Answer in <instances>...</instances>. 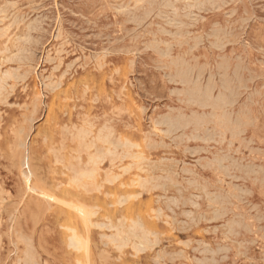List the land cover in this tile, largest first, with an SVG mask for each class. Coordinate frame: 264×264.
Masks as SVG:
<instances>
[{
  "label": "rangeland",
  "instance_id": "obj_1",
  "mask_svg": "<svg viewBox=\"0 0 264 264\" xmlns=\"http://www.w3.org/2000/svg\"><path fill=\"white\" fill-rule=\"evenodd\" d=\"M193 1L0 0V264H264V0ZM20 128L27 133L17 132ZM79 130L88 131L83 143ZM97 133L108 136V142L92 144ZM19 136H25L23 145ZM95 150L105 155L97 173L72 183L77 170L90 168ZM24 155L36 192L27 190L25 167L18 166ZM81 205L87 208L86 219L75 212L74 206ZM70 228L81 236V249L68 246Z\"/></svg>",
  "mask_w": 264,
  "mask_h": 264
},
{
  "label": "bare ground",
  "instance_id": "obj_2",
  "mask_svg": "<svg viewBox=\"0 0 264 264\" xmlns=\"http://www.w3.org/2000/svg\"><path fill=\"white\" fill-rule=\"evenodd\" d=\"M9 1H10V0H9ZM16 1H17V0H16ZM82 1H83V0H82ZM100 1H101V0H100ZM138 1H139V0H138ZM181 1H182V0H181ZM194 1H196V0H194ZM194 1H193V2H194ZM218 1H219V0H218ZM226 1H227V0H226ZM243 1H245V0H243ZM27 2H28V1H27ZM37 2H38V1H37ZM53 2H54V1H53ZM53 2H52V3H53ZM104 2H105V1H104ZM107 2H108V1H107ZM113 2H114V1H113ZM133 2H134V1H133ZM143 2H144V1H143ZM165 2H166V1H165ZM176 2H177V1H176ZM201 2H202V1H201ZM230 2H231V0H230ZM230 2H229V3H230ZM151 3H152V2H151ZM159 3H160V2H159ZM161 3H162V2H161ZM169 3H170V2H168V4H169ZM204 3H205V0H204ZM3 4H4V3H3ZM19 4H20V3H19ZM48 4H49V3H48ZM63 4H64V3H63ZM86 4H87V3H86ZM88 4H89V3H88ZM118 4H119V3H118ZM121 4H122V3H121ZM166 4H167V3H166ZM173 4H174V3H173ZM186 4H187V3H186ZM198 4H199V3H198ZM235 4H236V3H235ZM243 4H244V3H243ZM56 5H57V4H56ZM96 5H97V4H96ZM102 5H103V4H102ZM122 5H123V4H122ZM162 5H163V4H162ZM190 5H191V4H190ZM200 5L202 6V4H200ZM208 5H209V4H208ZM4 6H5V5H3V7H4ZM23 6H24V5H23ZM63 6H64V5H63ZM105 6H106V5H105ZM105 6H104V7H105ZM135 6H137V5H135ZM142 6H144V5L142 4ZM145 6H146V4H145ZM187 6H188V4H187ZM198 6H199V5H198ZM198 6H197V7H198ZM205 6H206V5H205ZM235 6H236V5H235ZM243 6H244V5H243ZM243 6H242V8H243ZM6 7H7V6H6ZM26 7H27V6H26ZM98 7H99V6H98ZM101 7H102V6H101ZM111 7H112V6H111ZM111 7H110V8H111ZM126 7H127V6H126ZM126 7H125V9H126ZM137 7H139V6H137ZM148 7H149V6H148ZM155 7H156V6H155ZM163 7H164V6H163ZM163 7H162V8H163ZM166 7H167V6H166ZM166 7H165V8H166ZM174 7H175V6H174ZM195 7H196V6H195ZM206 7H207V6H206ZM209 7H210V6H209ZM209 7H208V8H209ZM213 7H214V6H213ZM233 7H234V6H233ZM122 8H124V7H122ZM122 8H119V9H122ZM152 8H153V7H152ZM159 8H160V7H159ZM167 8H169V7H167ZM171 8H172V7H171ZM191 8H192V7H191ZM237 8H238V7H237ZM39 9H40V8H39ZM87 9H88V8H87ZM99 9H100V7H99ZM128 9H131V7H130V8L128 7ZM132 9H133V8H132ZM132 9H131V10H132ZM139 9H140V8H139ZM172 9H174V8H172ZM184 9H185V8H184ZM187 9H188V8H187ZM197 9H198V8H197ZM199 9H200V8H199ZM232 9H233V8H232ZM250 9H251V8H250ZM3 10H5V9H3ZM82 10H83V9H82ZM97 10H98V8H97ZM148 10H150V9H148ZM185 10H186V9H185ZM185 10H184V11H185ZM215 10H216V9H214L213 11H215ZM223 10H226V9H223ZM223 10H222V11H223ZM31 11H32V10H31ZM41 11H42V10H41ZM73 11H74V10H73ZM90 11H92V10H90ZM94 11H96V10H94ZM100 11H101V10H100ZM102 11H103V10H102ZM102 11H101V12H102ZM117 11H119V10H117ZM125 11H126V10H125ZM128 11H130V10H128ZM138 11H139V10H138ZM143 11H144V10H143ZM143 11H142V12H143ZM146 11H147V10H146ZM162 11H163V10H162ZM173 11H174V10H173ZM173 11H172V12H173ZM180 11H181V10H180ZM199 11H200V10H199ZM202 11H203V10H202ZM210 11H211V10H210ZM229 11H231V10H229ZM247 11H248V10H247ZM247 11H246V12H247ZM12 12H14V11H12ZM103 12H104V11H103ZM133 12H134V11H133ZM144 12H145V11H144ZM155 12H156V11H155ZM155 12H154V13H155ZM159 12H161V11L159 10ZM168 12H169V11H168ZM170 12H171V11H170ZM186 12H187V11H186ZM186 12H185V13H186ZM227 12H228V11H227ZM242 12H243V11H242ZM17 13H18V12H17ZM27 13H28V12H27ZM63 13H65V12H63ZM81 13H83V12H81ZM104 13H105V12H104ZM124 13H125V12H124ZM136 13H137V12H136ZM162 13H163V12H162ZM173 13H174V12H173ZM187 13H188V12H187ZM187 13H186V15H187ZM189 13H190V12H189ZM235 13H236V12H235ZM249 13H251V12L249 11ZM2 14H3V12H2ZM34 14H35V13H34ZM36 14H37V13H36ZM85 14H86V13H85ZM88 14H89V13H88ZM115 14H116V13H115ZM115 14H114V16H115ZM118 14H119V13H118ZM118 14H117V15H118ZM126 14H130V13H126ZM131 14H132V13H131ZM141 14H143V13H141ZM155 14H156V13H155ZM159 14H160V13H159ZM163 14H164V13H163ZM241 14H242V13H241ZM21 15H22V14H21ZM25 15H26V13H25ZM49 15H50V13H49ZM99 15H100V14H99ZM99 15H98V16H99ZM102 15H103V14H102ZM143 15H144V14H143ZM151 15H152V14H151ZM151 15H150V16H151ZM153 15H154V14H153ZM165 15H166V13H165ZM190 15H191V14H189V16H190ZM192 15H194V14L192 13ZM250 15H251V14H250ZM95 16H96V15H95ZM132 16H134V15L132 14L131 17H132ZM137 16H138V18H139V16L141 17V15H137ZM158 16H159V15H158ZM161 16H163V15H161ZM166 16H168V15H166ZM181 16H182V15H181ZM189 16H188V17H189ZM232 16H233V15H232ZM240 16H241V15H240ZM240 16H239V18H241ZM27 17H28V16H27ZM29 17H30V16H29ZM96 17H97V16H96ZM109 17H110V16H109ZM115 17H117V16H115ZM128 17H130V16H128ZM152 17H153V16H152ZM156 17H157V16H156ZM159 17H160V16H159ZM174 17H176V15H175ZM194 17H195V16H194ZM246 17H248V16H246ZM18 18H19V17H18ZM112 18H113V17H112ZM132 18H133V17H132ZM161 18H162V17H161ZM196 18H197V17H196ZM22 19H23V18H22ZM31 19H32V18H31ZM56 19H57V18H56ZM56 19H55V20H56ZM90 19H91V18H90ZM93 19H94V18H93ZM102 19H103V18H102ZM127 19H128V18H127ZM133 19H134V18H133ZM164 19H166V17H164ZM3 20H4V19H3ZM18 20H19V19H18ZM80 20H81V19H80ZM99 20H100V19H99ZM113 20H114V19H113ZM144 20H145V19H144ZM176 20H177V19H176ZM191 20H192V19H191ZM234 20H236V18H234ZM22 21H23V20H22ZM76 21H77V20H76ZM91 21H93V20H91ZM114 21H115V20H114ZM116 21H117V20H116ZM126 21H127V20H126ZM132 21H133V20L131 19V22H132ZM135 21H136V20H135ZM141 21H142V20H141ZM173 21H174V20H173ZM193 21H194V20H193ZM1 22H2V21H1ZM9 22H10V21H9ZM17 22H18V21H17ZM48 22H49V21H48ZM112 22H113V21H112ZM128 22H130V21H128ZM194 22H195V21H194ZM236 22H237V20H236ZM126 23H127V22H126ZM134 23H135V22H134ZM138 23H139V21H138ZM140 23H141V22H140ZM175 23H176V22H175ZM215 23H216V22H215ZM107 24H108V23H107ZM124 24H125V23H124ZM124 24H122V25H124ZM131 24H132V23H131ZM195 24H196V23H195ZM217 24H218V23H217ZM228 24H230V23H228ZM7 25H8V23H7ZM57 25H58V24H57ZM84 25H85V24H84ZM98 25H99V24H98ZM136 25H137V24H136ZM142 25H143V24H142ZM142 25H141V26H142ZM156 25H158V24H156ZM171 25H172V23H171ZM225 25H226V24H225ZM232 25H233V24H232ZM239 25H240V24H239ZM239 25H238V26H239ZM248 25H250V24H248ZM15 26H17V25H15ZM85 26H86V25H85ZM99 26H100V25H99ZM134 26H135V25H134ZM141 26H139V27H141ZM3 27H5V26H3ZM8 27H9V25H8ZM25 27H26V26H25ZM89 27H90V26H89ZM124 27H125V25H124ZM124 27H123V28H124ZM148 27H150V26H148ZM171 27H172V26H171ZM180 27H181V26H180ZM213 27H214V26H213ZM227 27H228V26H227ZM233 27H234V25H233ZM247 27H248V26H247ZM6 28H7V27H6ZM54 28H55V27H54ZM59 28H60V27H59ZM95 28H96V27H95ZM110 28H111V27H109V29H110ZM192 28H193V27H192ZM214 28H215V27H214ZM248 28H249V27H248ZM4 29H5V28H4ZM9 29H10V28H9ZM15 29H17V28H15ZM23 29H24V28H23ZM56 29H57V28H56ZM111 29H112V28H111ZM117 29H118V28H117ZM125 29H126V28H125ZM125 29H124V30H125ZM135 29H136V28H135ZM230 29H231V28H230ZM258 29H259V28H258ZM50 30H51V29H50ZM58 30H59V29H58ZM96 30H97V29H96ZM131 30H133V29H131ZM138 30H139V29H138ZM210 30H211V29H210ZM2 31H4V30H2ZM2 31H1V32H2ZM14 31H15V30H14ZM100 31H101V30H100ZM169 31H170V30H169ZM180 31H182V30H180ZM183 31H184V30H183ZM221 31L223 32V31H225V30H221ZM236 31H237V28H236ZM59 32H60V34H61V30H59ZM63 32H64V31H63ZM102 32H103V31H102ZM192 32H193V31H192ZM194 32H195V31H194ZM210 32H211V31H210ZM241 32H242V31H241ZM243 32H244V31H243ZM3 33H4V32H3ZM56 33H58V32H56ZM64 33H65V32H64ZM94 33H95V32H94ZM103 33H104V32H103ZM121 33H122V32H121ZM126 33H127V30H126ZM183 33H184V32H183ZM217 33H218V32H217ZM226 33H227V32H226ZM24 34H25V33H24ZM34 34H35V33H34ZM54 34H55V33H54ZM171 34H172V33H171ZM188 34H189V33H188ZM208 34H210V33H208ZM212 34H213V33H212ZM243 34H244V33H243ZM250 34H251V33H250ZM1 35H3V34H1ZM4 35H5V34H4ZM169 35H170V34H169ZM179 35H180V34H179ZM235 35H237V33H236ZM123 36H124V35H123ZM126 36H127V35H126ZM170 36H171V35H170ZM206 36H208V35H206ZM209 36H210V35H209ZM213 36H214V35H213ZM229 36H230V35H229ZM241 36H242V35H241ZM0 37H3V36H0ZM17 37H18V36H17ZM175 37H176V36H175ZM183 37H184V36H183ZM189 37H190V36H189ZM234 37H235V36H234ZM236 37L238 38V36H236ZM239 37H240V36H239ZM242 37H243V36H242ZM248 37H249V36H248ZM250 37H251V36H250ZM57 38H59V37H57ZM128 38H129V36H128ZM135 38H137V36H136ZM211 38H212V37H211ZM215 38H217V37L215 36ZM215 38L213 37V39H215ZM227 38H228V37H227ZM25 39H26V38H25ZM52 39H53V38H52ZM65 39H66V38H65ZM109 39H110V38H109ZM171 39H172V38H171ZM184 39H185V38H184ZM201 39H202V38H201ZM204 39H205V37H204ZM221 39H222V38H221ZM221 39H220V40H221ZM230 39H231V38H230ZM239 39H240V38H239ZM239 39H238V40H239ZM253 39H254V38H253ZM66 40H67V39H66ZM95 40H97V39H95ZM215 40H216V39H215ZM240 40H241V39H240ZM249 40H251V38H250ZM7 41H8V40H7ZM84 41H85V39H84ZM119 41H120V40H119ZM123 41H124V40H123ZM134 41H135V39H134ZM174 41H175V39H174ZM207 41H208V40H207ZM227 41H228V40L226 39L225 42H227ZM231 41H232V40H231ZM67 42H68V41H67ZM98 42H99V41H98ZM98 42H97V43H98ZM183 42H184V41H183ZM205 42H206V40H205ZM223 42H224V41H223ZM234 42H235V40H234ZM240 42H241V41H240ZM78 43H79V42H78ZM91 43H92V42H91ZM97 43H96V44H97ZM177 43H178V42H177ZM177 43H176V44H177ZM179 43H180V42H179ZM203 43H204V42H203ZM210 43H213V42H210ZM214 43H215V42H214ZM69 44H70V43H69ZM99 44H100V43H99ZM104 44H105V43H104ZM121 44H122V43H121ZM172 44H173V43H172ZM183 44H184V43H183ZM188 44H189V43H188ZM224 44H226V43H224ZM239 44H240V43H239ZM17 45H18V44H17ZM86 45H87V44H86ZM88 45H89V44H88ZM106 45H107V44H106ZM111 45H112V44H111ZM123 45H124V44H123ZM123 45H122V46H123ZM128 45H130V44H128ZM137 45H138V44H137ZM141 45H142V43H141ZM189 45H190V44H189ZM199 45H200V44H199ZM208 45H209V44H208ZM234 45H235V43H234ZM236 45H237V44H236ZM241 45H242V44H241ZM3 46H4V44H3ZM14 46H15V45H14ZM20 46H22V45H20ZM98 46H99V45H98ZM176 46H177V45H176ZM191 46H192V45H191ZM232 46H233V45H232ZM62 47H63V46H62ZM91 47H92V46H91ZM106 47H108V46H106ZM109 47H110V46H109ZM113 47H114V46H113ZM145 47H146V45H145ZM180 47H181V46H180ZM199 47H200V46H199ZM50 48H51V47H50ZM82 48H83V47H82ZM114 48H115V47H114ZM142 48H143V47H142ZM147 48H148V47H147ZM154 48H155V46H154ZM224 48H225V47H224ZM4 49H7V48L4 47ZM16 49H17V48H16ZM16 49H15V50H16ZM22 49H23V46H22ZM89 49H90V48H89ZM108 49H109V48H108ZM115 49H116V48H115ZM136 49H137V48H136ZM167 49H168V48H167ZM194 49H195V48H194ZM211 49H214V48H211ZM216 49H217V48H216ZM216 49H215V50H216ZM242 49H244V48H242ZM2 50H3V49H2ZM64 50H65V49H64ZM80 50H81V49H80ZM99 50H100V49H99ZM150 50H151V48H150ZM192 50H193V49H192ZM56 51H57V50H56ZM60 51H61V50H60ZM97 51H98V50H97ZM101 51H102V50H101ZM141 51H143V50H141ZM152 51H153V50H152ZM212 51H213V50H212ZM44 52H45V51H44ZM48 52H51V51H48ZM63 52H65V51H63ZM82 52H83V51H82ZM104 52H105V51H104ZM110 52H111V51H110ZM123 52H125L124 48H123ZM136 52H137V51H136ZM233 52H234V51H233ZM8 53H9V52H8ZM58 53H61V52H58ZM102 53H103V52H101L100 54H102ZM106 53H107V51H106ZM106 53H105V54H106ZM116 53H117V52H116ZM138 53H139V52H138ZM180 53H181V52H180ZM187 53H188V51H187ZM191 53H192V52H191ZM213 53H214V52H213ZM231 53H232V52H231ZM239 53H240V52H239ZM0 54H1V53H0ZM11 54H12V53H11ZM41 54H42V53H41ZM49 54H50V53H49ZM90 54H91V53H90ZM96 54H97V53H96ZM107 54H108V53H107ZM135 54H136V53H135ZM171 54H172V53H171ZM248 54H249V52H248ZM26 55H28V54H26ZM46 55H47V54H46ZM94 55H95V54H93V56H94ZM141 55H142V54H141ZM161 55H162V54H161ZM192 55H193V54H192ZM216 55H217V54H216ZM216 55H215V56H216ZM218 55H219V54H218ZM218 55H217V56H218ZM255 55H256V53H255ZM8 56H9V55H8ZM36 56H37V55H36ZM43 56H44V55H43ZM47 56H48V55H47ZM84 56H85V55H84ZM176 56H177V55H176ZM178 56H179V55H178ZM184 56H185V55H184ZM210 56H211V55H210ZM215 56H213V57H215ZM221 56H222V55H221ZM225 56H226V55H225ZM231 56H232V55H231ZM231 56H230V57H231ZM85 57H86V56H85ZM170 57H171V56H170ZM228 57H229V56H228ZM5 58H6V57H5ZM5 58H4V59H5ZM46 58H47V57H46ZM49 58H50V57H49ZM78 58H79V56L77 57V59H78ZM82 58H83V57H82ZM91 58H92V57H91ZM93 58H94V57H93ZM138 58H139V57H138ZM168 58H169V56H168ZM192 58H193V57H192ZM2 59H3V58H2ZM40 59H41V58H40ZM172 59H173V58H172ZM152 60H153V59H152ZM184 60H185V59H184ZM192 60H194V59H192ZM215 60H216V59H215ZM40 61H41V60H40ZM76 61H77V60L75 59V62H76ZM249 61H251V60H249ZM54 62H55V61H54ZM142 62H143V60H142ZM142 62H141V63H142ZM147 62H148V61H147ZM0 63H1V62H0ZM4 63H5V62H4ZM40 63H41V62H40ZM135 63H136V62H135ZM141 63H140V64H141ZM177 63H178V62H177ZM188 63H189V61H188ZM230 63H231V61H230ZM29 64H30V63H29ZM33 64H34V63H33ZM178 64H179V63H178ZM231 64H232V63H231ZM23 65H24V64H23ZM23 65H22V66H23ZM31 65H32V64H31ZM136 65H137V64H136ZM141 65H142V64H141ZM169 65H170V64H169ZM195 65H197V63H196ZM17 66H18V65H17ZM17 66H16V67H17ZM27 66H28V65H27ZM35 66H36V65H35ZM54 66L56 67V69H58L57 67H58L59 65L57 64V66H56V65H54ZM54 66H53V67H54ZM67 66H69V65H67ZM139 66H140V65H139ZM150 66H151V65H150ZM160 66H161V65H160ZM192 66H194V65H192ZM213 66H215V65H213ZM231 66H232V65H231ZM8 67H9V66H8ZM28 67H29V66H28ZM53 67H52V68H53ZM135 67H136V66H135ZM170 67H171V66H170ZM170 67H169V68H170ZM204 67H205V65H204ZM249 67H250V66H249ZM254 67H255V66H254ZM259 67H260V66H259ZM261 67H262V66H261ZM12 68H13V67H12ZM17 68H18V67H17ZM67 68H68V67H66V70H67ZM69 68H70V67H69ZM141 68H142V67H141ZM162 68H164V67H162ZM172 68H173V67H172ZM210 68H211V67H210ZM45 69H46V68H45ZM81 69H82V68H81ZM144 69H145V68H144ZM151 69H153V68H151ZM182 69H183V68H182ZM206 69H207V68H206ZM258 69H259V68H258ZM261 69L263 70V68H261ZM0 70H1V69H0ZM29 70H31V69H29ZM32 70H33V69H32ZM157 70H158V69H157ZM173 70H174V69H173ZM202 70H203V69H202ZM229 70H230V69H229ZM253 70H254V68H253ZM5 71H7V70H5ZM5 71H4V72H5ZM12 71H13V70L11 69V72H12ZM27 71H28V70H27ZM53 71H54V70H53ZM141 71H142V70H141ZM255 71H256V70H255ZM2 72H3V71H2ZM11 72H8V73H11ZM29 72H31V71H29ZM29 72H28V73H29ZM36 72H37V71H36ZM42 72H43V70H42ZM44 72H45V70H44ZM64 72H65V70H64ZM154 72H155V71H154ZM156 72H157V71H156ZM0 73H1V72H0ZM23 73H24V72H23ZM31 73H32V72H31ZM145 73H146V72H145ZM163 73H164V72H163ZM169 73H170V71H169ZM173 73H174V72H173ZM211 73H212V72H211ZM220 73H221V72H220ZM230 73H231V72H230ZM259 73H260V72H259ZM259 73H258V74H259ZM24 74H25V73H24ZM243 74H244V73H243ZM245 74H246V73H245ZM10 75H11V74H10ZM29 75H30V74H29ZM37 75H39V74H37ZM40 75H42V74H40ZM204 75H205V74H204ZM31 76H32V75H31ZM47 76H48V75H47ZM62 76L64 77L65 75H63V73H62L61 77H62ZM163 76H165V75H163ZM244 76H245V75H244ZM63 77H62V78H63ZM140 77H141V76H140ZM165 77H166V76H165ZM194 77H195V76H194ZM245 77H246V76H245ZM43 78H44V77H43ZM62 78H61V79H62ZM216 78H217V77H216ZM2 79H3V78H2ZM11 79H12V78H11ZM27 79H28V78H27ZM47 79H48V78H47ZM51 79H52V78H51ZM57 79H58V78H57ZM188 79H189V78H188ZM263 79H264V78H263ZM168 80H169V79H168ZM53 81H54V80H53ZM156 81H157V80H156ZM242 81H243V80H242ZM262 81H263V80H262ZM56 82H57V81H56ZM56 82H55V83H56ZM58 82H59V81H58ZM149 82H150V81H149ZM152 82H153V81H152ZM205 82H206V81H205ZM245 82H246V81H245ZM254 82H255V81H254ZM17 83H18V82H17ZM207 83H208V82H207ZM241 83H242V82H241ZM247 83H248V82H247ZM260 83H261V82H260ZM260 83H259V84H260ZM2 84H4V83H2ZM47 84H48V83H47ZM50 84H51V83H50ZM152 84H154V83H152ZM208 84H209V83H208ZM252 84H253V83H252ZM261 84H262V83H261ZM4 85H5V84H4ZM21 86H22V85H21ZM185 86H187V85H185ZM216 86H218V85H216ZM251 86H252V85H251ZM0 87H1V83H0ZM18 87H19V86H18ZM25 87H26V85H25ZM39 87H40V86H39ZM52 87H53V86H52ZM188 87H189V86H188ZM203 87H205V86H203ZM203 87H202V88H203ZM206 87H207V85H206ZM5 88H6V87H5ZM50 88H51V87H50ZM195 88H196V87H195ZM207 88H208V87H207ZM8 89H9V88H8ZM24 89H25V88H24ZM53 89H54V88H53ZM58 89H59V88H58ZM175 89H176V88H175ZM185 89H187V88H185ZM191 89H192V88H191ZM191 89H190V90H191ZM193 89H194V88H193ZM217 89H218V88H217ZM243 89H244V88H242V90H243ZM158 90H159V89H158ZM173 90H174V89H173ZM177 90H178V89H177ZM202 90H203V89H202ZM221 90H222V89H221ZM240 90H241V89H240ZM240 90H239V91H240ZM252 90H253V89H252ZM2 91H3V90H2ZM4 91H5V90H4ZM10 91H11V90H10ZM41 91H42V90H41ZM175 91H176V90H175ZM187 91H188V90H187ZM245 91H246V90H245ZM46 92H47V91H46ZM50 92H51V91H50ZM240 92H241V91H240ZM243 92H244V91H243ZM9 93H10V92H9ZM26 93H27V92H26ZM39 93H40V92H39ZM39 93H37V94H39ZM173 93H174V92H173ZM11 94H12V93H11ZM16 94H17V93H16ZM33 94H34V93H33ZM43 94H44V93H43ZM169 94H170V93H169ZM181 94H183V98H184V94H185V93H181ZM188 94H189V92H188ZM161 95H162V94H161ZM174 95L178 96L177 93L174 94ZM191 95H192V94H191ZM209 95H210V94H209ZM41 96H42V95H41ZM180 96H181V95H180ZM187 96H188V95H187ZM192 96H193V95H192ZM197 96H198V95H197ZM241 96H242V95H241ZM241 96H240V97H241ZM257 96H258V95H257ZM34 97H37V95H36V96L34 95ZM192 98H193V97H192ZM192 98H191V99H192ZM260 98H261V97H260ZM4 99H5V98H4ZM177 99H178V98H177ZM44 100H45V99H44ZM182 100H183V99H182ZM10 101H11V100H10ZM177 101H178V100H177ZM183 101H184V100H183ZM186 101H187V100H186ZM211 101H212V100H211ZM256 101H257V100H256ZM0 102H1V101H0ZM4 102H5V101H4ZM13 102H14V101H13ZM41 102H42V101H41ZM180 102H181V101H180ZM7 103H8V101H7ZM42 103H43V102H42ZM186 103H187V102H186ZM241 103H242V102H241ZM243 103H244V102H243ZM9 104H10V103H9ZM24 104H25V103H24ZM38 104H39V103H38ZM188 104L190 105V103H188ZM191 104H192V103H191ZM235 104H236V103H235ZM235 104H234V105H235ZM5 105H6V104H5ZM13 105H15V104H13ZM41 105H42V104H41ZM186 105H187V104H186ZM206 105H207V103H206ZM209 105H210V104H209ZM234 105H233V106H234ZM236 105H237V104H236ZM8 106H9V105H8ZM10 106H11V105H10ZM19 106H20V105H19ZM39 106H40V105H39ZM162 106H163V105H162ZM195 106H197V105H195ZM238 106H239V104H238ZM257 106H258V105H257ZM34 107H35V105H34ZM44 107H45V106H44ZM167 107H168V106H167ZM227 107H229V106H227ZM247 107H249V105H248ZM255 107H256V106H255ZM261 107H263V102H262V106H261ZM197 108H198V107H197ZM200 108H201V107H200ZM242 108H243V107H242ZM34 109H35V108H34ZM38 109H39V108H38ZM153 109H154V108H153ZM170 109H171V108H170ZM201 109H202V108H201ZM229 109H230V108H229ZM238 109H239V108H238ZM263 109H264V108H263ZM263 109H262V110H263ZM171 111H173V109H172ZM175 111H176V110H175ZM177 111H178V110H177ZM260 111H261V110H260ZM32 112H33V111H32ZM32 112H31V113H32ZM34 112H35V110H34ZM36 112H38V111H36ZM36 112H35L34 114H36ZM216 112H217V111H216ZM257 112H259V111H257ZM24 113H25V112H23V114H24ZM218 113H219V112H218ZM233 113H234V112H233ZM261 113H262V112H261ZM19 114H20V113H19ZM168 114H169V113H168ZM178 114H179V113H178ZM195 114H196V113H195ZM250 114H251V113H250ZM183 115H184V114H183ZM183 115H182V116H183ZM199 115H200V114H199ZM232 115H234V114H232ZM255 115H256V114H255ZM262 115H263V114H262ZM32 116H33V115H32ZM175 116H176V115H175ZM179 116H180V115H179ZM202 116H203V115H202ZM240 116H241V115H240ZM259 116H260V115H259ZM259 116H258V117H259ZM263 116H264V115H263ZM1 117H2V116H1ZM22 117H23V116H22ZM41 117H42V116H41ZM168 117H169V116H168ZM170 117H171V116H170ZM176 117L178 118V116H176ZM195 117H196V116H195ZM197 117H198V116H197ZM233 117H234V116H233ZM33 118H34V117H33ZM174 118H175V117H174ZM193 118H194V117H193ZM203 118H204V117H203ZM209 118H210V117H209ZM209 118H208V119H209ZM251 118H252V117H251ZM253 118H254V117H253ZM263 118H264V117H263ZM37 119H38V118H37ZM148 119H149V118H148ZM161 119H162V117H161ZM210 119H211V118H210ZM27 120H28V119H27ZM35 120H36V119H35ZM242 120H243V118H242ZM14 121H15V120H14ZM24 121H25V119H24ZM24 121H23V122H24ZM154 121H155V120H154ZM180 121H181V120H180ZM184 121H185V120H184ZM243 121H244V120H243ZM256 121H257V120H256ZM256 121H255V122H256ZM212 122H213V121H212ZM255 122H254V123H255ZM217 123L219 124V122H217ZM29 124H30V123H29ZM182 124H183V123H182ZM214 124H215V123H214ZM222 124H223V123H222ZM224 124H225V123H224ZM224 124H223V125H224ZM255 124H256V123H255ZM255 124H254V125H255ZM11 125H12V124H11ZM34 125H35V124H34ZM160 125H161V121H160ZM160 125H159V126H160ZM176 125H177V124H176ZM211 125H212V124H211ZM223 125H222V126H223ZM225 125H226V124H225ZM263 125H264V124H263ZM13 126H14V125H13ZM156 126H158V124H157ZM184 126H185V125H184ZM184 126L182 125V127H184ZM220 126H221V125H220ZM234 126H235V125H234ZM248 126H249V125H248ZM248 126H247V127H248ZM255 126H257V125H255ZM9 127H10V126H9ZM211 127H212V126H211ZM244 127H245V126H244ZM82 128H83V127H82ZM104 128H105V125H104ZM179 128H181V126H180ZM204 128H205V127H203V129H204ZM218 128H219V127H218ZM220 128H221V127H220ZM256 128H258V127H256ZM256 128H255V130H257ZM166 129H167V128H166ZM181 129H182V128H181ZM199 129H200V128H199ZM213 129H214V128H213ZM260 129H261V128H260ZM27 130H28V128H27ZM32 130H33V129H32ZM183 130H184V129H183ZM190 130H191V129H190ZM196 130H197V129H196ZM240 130H242L241 127H240ZM12 131H13V129L11 130V133H12ZM103 131H104V130H103ZM106 131H107V130H106ZM157 131L159 132L160 130H157ZM180 131H182V130H180ZM192 131H193V130H192ZM258 131H259V129H258ZM14 132L16 133V130H15ZM17 132H20V133L22 132V133H24V132H26V131H25V129L20 128V129H18ZM29 132H30V131H29ZM77 132H79V133H78V136H77L79 142H80V143H83V142H84V139L88 136V133H87L88 131L79 130V131H77ZM98 132H99V131H98ZM108 132H109V131H108ZM172 132H173V130H172ZM207 132H209V131H207ZM243 132H244V130H243ZM245 132H246V131H245ZM245 132H244V133H245ZM26 133H27V132H26ZM101 133H102V132H101ZM111 133H112V132H110V134H111ZM162 133H163V132H162ZM181 133H182V132H181ZM181 133H180V134H181ZM195 133H196V132H195ZM98 134H99V133H97V138L95 137V138H96V141H95L94 143L91 142L92 144L99 143V144L103 145L104 143H107V142H108V141H107V140H108V136H106V135H104V134H102V135H101V134L98 135ZM180 134H179V135H180ZM200 134H201V133H200ZM7 135H9V134H7ZM16 135H17V133H16ZM19 135H21V134H19ZM70 135H71V134H70ZM108 135H109V133H108ZM164 135H166V134H164ZM194 135H195V134H194ZM220 135H221V137H222V134H220ZM223 135H224V134H223ZM118 136H119V135H118ZM168 136H171V134L168 135ZM180 136H183V134H181ZM240 136H241V135H240ZM17 137H18V135H17ZM24 137H25V136H24ZM24 137H23V139H22V136H19V142H18L19 144L21 143V144L23 145V142H24V140H25ZM109 137H111V136L109 135ZM174 137H176V136H174ZM174 137H173V138H174ZM199 137H200V136H199ZM216 137H217V136H216ZM237 137H239V136H237ZM27 138H28V137H27ZM71 138H72V137H71ZM165 138H166V137H165ZM181 138H182V137H181ZM181 138H179V139H181ZM183 138H184V137H183ZM183 138H182V139H183ZM190 138H193V137L191 136ZM217 138H218V137H217ZM243 138H245V137H243ZM118 139H119V138H118ZM171 139H172V138H171ZM174 139H175V138H174ZM176 139H177V138H176ZM179 139H178V140H179ZM182 139H181V140H182ZM235 139H236V138H235ZM250 139H251V138H250ZM252 139H253V138H252ZM252 139H251V140H252ZM262 139H263V138H262ZM123 140H124V139H123ZM219 140H220V139H219ZM230 140H231V139H230ZM232 140H233V139H232ZM248 140H249V139H248ZM248 140H247V141H248ZM260 140H261V139H260ZM14 141H15V140H14ZM117 141H119V142H116V144H117V143H120V140H117ZM172 141H173V140H172ZM196 141H197V140H196ZM228 141H229V140H228ZM233 141H234V140H233ZM242 141H243V139H242ZM242 141H241V142H242ZM247 141H246V142H247ZM124 142H125V141H124ZM124 142H123V143H124ZM128 142H130V141L128 140ZM180 142H183V141H180ZM186 142H188V141L186 140ZM218 142H219V141H218ZM243 142H244V141H243ZM246 142H245V143H246ZM253 142H254V141H253ZM15 143H16V142H15ZM15 143H13V144H15ZM109 143H110V142H109ZM174 143H176V142L174 141ZM227 143H228V142H227ZM231 143H232V141H231ZM10 144H11V143H10ZM10 144H9V145H10ZM24 144H25V143H24ZM112 144H113V143H111V145H112ZM116 144H115V145H116ZM133 144H134V143H133ZM160 144H161V143H160ZM179 144H180V143H179ZM228 144H229V143H228ZM238 144H239V143H238ZM113 145H114V144H113ZM117 145L120 146V144H117ZM121 145H123L122 142H121ZM135 145H136V143H135ZM137 145H139V144H137ZM239 145H240V144H239ZM239 145H238V146H239ZM242 145H243V144H242ZM246 145H247V144H246ZM93 146H94V145H91V146H89V148H91V147H93ZM119 146H118V147H119ZM243 146H244V145H243ZM13 147H14V146H13ZM133 147H135V146L133 145ZM163 147H164V146H163ZM197 147H198V146H197ZM197 147H195V148H197ZM207 147H208V146H207ZM219 147H220V146H219ZM227 147H228V146H227ZM230 147H231V145H230ZM239 147H240V146H239ZM248 147H249V146H248ZM250 147H251V146H250ZM252 147H253V146H252ZM257 147H258V146H257ZM15 148H16V147H15ZM18 148H20V147H17V149H18ZM89 148H87V149H89ZM107 148H108V147H107ZM112 148H113V147H112ZM114 148H115V147H114ZM119 148H120V147H119ZM125 148H128V147L126 146ZM129 148H130V146H129ZM135 148H136V147H135ZM147 148H148V147H147ZM191 148H192V147H191ZM237 148H238V147H237ZM246 148H247V146H246ZM255 148H256V147H255ZM10 149H11V148H10ZM13 149H14V148H13ZM116 149H117V148H116ZM130 149H132V148H130ZM242 149H243V148H242ZM248 149H249V148H248ZM253 149H254V148H253ZM253 149H252V150H253ZM21 150H22V149H21ZM107 150H108V149H107ZM114 150H115V149H114ZM114 150H113V151H114ZM184 150H186V149L184 148ZM206 150H207V149H206ZM237 150H238V149H237ZM237 150H236V151H237ZM249 150H250V149H249ZM95 151H96V150H95ZM108 151H109V150H108ZM111 151H112V149H111ZM113 151H112V152H113ZM115 151H116V150H115ZM204 151H205V150H204ZM0 152H1V151H0ZM12 152H14V151H12ZM116 152H117V151H116ZM116 152H114V153H116ZM121 152H122V151H121ZM183 152L185 153V151H183ZM201 152H202V151H201ZM222 152H223V151H222ZM228 152H230V151H228ZM228 152H227V154H228ZM258 152H259V151H258ZM23 153H24V152H23ZM106 153H107V152H105V154H106ZM108 153H110V152H108ZM108 153H107V154H108ZM188 153H189V152H188ZM196 153H197V152H196ZM196 153H195V155H196ZM220 153H221V152H220ZM233 153H234V152H233ZM249 153H250V152H249ZM254 153H255V152H254ZM256 153H257V152H256ZM256 153H255V154H256ZM16 154H17V151H16L15 155H16ZM19 154L21 155L22 153H19ZM19 154H17V156H18ZM92 154H93V153H92ZM110 154H112V153H110ZM119 154H120V152H119ZM127 154H128V156H129L130 153H127ZM127 154H126V155H127ZM140 154H141V153H140ZM140 154H139V155H140ZM217 154H218V153H217ZM258 154H259V153H258ZM263 154H264V153H262V155H263ZM3 155H4V154H2V156H3ZM132 155H133V154H132ZM215 155H216V154H215ZM223 155H224V154H223ZM104 156H105V155H104L100 150H97L96 153H95L94 155H90V156H89V161H88V164H89L90 168H88V169H79V170H77V171L75 172V177H74V179L71 178V179H73V180H71L72 183H73V182L81 181V180H83V179H91V178H93L94 175L97 173V170L99 169V165L102 163V161H103V159H104ZM108 156H109V155H108ZM111 156H112V155H111ZM113 156H115V155H113ZM137 156H138V155H137ZM141 156H142V155H141ZM213 156H214V155H213ZM247 156H248V154H247ZM4 157H5V156H4ZM6 157H7V156H6ZM6 157H5V158H6ZM12 157H13V156H12ZM14 157H15V156H14ZM27 157H28V156H27ZM27 157H26L25 155L22 156V159H19V162H20V160H21V162H20L21 164L19 163L18 166L20 167V165H21L22 167H25V171H24V174H23V175H24V183H25V185H26V187H27V190H28V191H31V192H36V188H34V187H30V185H31V184H30V181H31V178H32V172H31V169L29 168V163H28V158H27ZM122 157H123V156H122ZM139 157H140V156H139ZM221 157H222V156H221ZM8 158H10V157H8ZM73 158H74V157H73ZM78 158H79V157H78ZM120 158H121V157H120ZM205 158H206V157H205ZM231 158L233 159V157H231ZM56 159H57V158H56ZM124 159H125V157H124ZM124 159H123V160H124ZM135 159H136V156H135ZM141 159H142V158H140L139 160H141ZM197 159H198V158H197ZM242 159H243V158H242ZM242 159H240V160L242 161ZM254 159H255V158H254ZM261 159H262V156H261ZM111 160H112V159H111ZM121 160H122V158H121ZM133 160H134V159H133ZM142 160H143V159H142ZM148 160H149V159H148ZM160 160H162V159H160ZM199 160H202V159H199ZM259 160H260V159H259ZM10 161H12V160H10ZM56 161H57V160H56ZM135 161H136V160H135ZM137 161H138V160H137ZM137 161H136V163H137ZM210 161H212V159H211ZM213 161H214V160H213ZM228 161H229V160H228ZM241 161H240V162H241ZM120 162H122V161H120ZM198 162H199V161H198ZM200 162H201V161H200ZM216 162H217V161H216ZM229 162H230V161H229ZM249 162H250V161H249ZM12 163H13V162H12ZM14 163H15V162H14ZM138 163H140V162H138ZM209 163H210V162H209ZM209 163H208V164L206 163V165H209ZM220 163H221V162H220ZM220 163H219V164H220ZM237 163H238V162H237ZM252 163H253V162H252ZM78 164H79V163H78ZM86 164H87V162H86ZM128 164H129V163H128ZM182 164H183V163H182ZM210 164H211V163H210ZM219 164H217V167L219 166ZM239 164H240V163H239ZM189 165H190V164H189ZM193 165H194V164H193ZM197 165H198V164H197ZM206 165H205V166H206ZM212 165H213V164H212ZM214 165H215V164H214ZM214 165H213V166H214ZM232 165H234V164H232ZM254 165H255V164H254ZM256 165H257V164H256ZM16 166H17V165H16ZM71 166H72V165H71ZM198 166H199V165H198ZM202 166H203V165H202ZM230 166H231V165H230ZM125 167H126V169H127L128 166H125ZM131 167H132V166H131ZM140 167H141V166H140ZM152 167H153V166H152ZM200 167H201V165H200ZM221 167H223V169H224V166H221V164H220V168H221ZM234 167H235V166H234ZM240 167H241V166H240ZM240 167H239V168H240ZM111 168H112V167H111ZM201 168H202V167H201ZM209 168H210V167H209ZM209 168H208V169H209ZM218 168H219V167H218ZM226 168H227V167H226ZM229 168H230V167H229ZM232 168H233V166H232ZM20 169H21V168H20ZM137 169H138V168H137ZM205 169H206V168H205ZM255 169H256V168H255ZM255 169H254V170H255ZM257 169H258V168H257ZM259 169H260V168H259ZM259 169H258V170H259ZM21 170H22V169H21ZM143 170H144V169H143ZM185 170H186V169H185ZM185 170H184V171H185ZM219 170H220V169H219ZM226 170H227V169H226ZM103 171H104V170H103ZM124 171H127V172H128L129 170L127 169V170H124ZM160 171H161V170H160ZM163 171H164V170H163ZM163 171H161V172H163ZM184 171H182V172H184ZM187 171H188V169H187ZM217 171H218V170H217ZM230 171H231V170H230ZM230 171H229V172L227 171V172L230 173ZM236 171H237V170H236ZM34 172H35V170H34ZM37 172H38V171H37ZM165 172H166V171H165ZM188 172H190V171H188ZM223 172H224V171H223ZM232 172H233V171H232ZM237 172H238V171H237ZM240 172H242V171H240ZM249 172H251V171H249ZM168 173H169V172H168ZM168 173H167V174H168ZM191 173H192V172H191ZM218 173H219V172H218ZM242 173H243V172H242ZM244 173H245V171H244ZM167 174H166V175H167ZM112 175H113V174H112ZM193 175H194V174H193ZM220 175H221V173H220ZM251 175H252V174H251ZM20 176H21V174H20ZM36 176H38V175H36ZM36 176H35V177H36ZM114 176H115V175H114ZM116 176H117V175H116ZM160 176H161V175H160ZM173 176H174V175H173ZM239 176H240V175H239ZM245 176H246V175H245ZM247 176H249V175L247 174ZM252 176H254V175H252ZM111 177H112V176H111ZM111 177H110V178H111ZM118 177H119V176H118ZM118 177H117V178H118ZM145 177H146V176H145ZM145 177H144V180H145ZM158 177H159V176H158ZM158 177H156V178H158ZM229 177H230V175L228 176V178H229ZM235 177H236V176H235ZM243 177H244V176H243ZM249 177H250V176H249ZM260 177H261V176H260ZM22 178H23V177H22ZM22 178H21V179H22ZM33 178H34V176H33ZM36 178H37V177H36ZM38 178H39V177H38ZM99 178H100V177H99ZM105 178H106V176H105ZM150 178L152 179V177H150ZM162 178H165V176L162 177ZM224 178H225V177H224ZM232 178H233V177H232ZM253 178H254V177H253ZM39 179H40V178H39ZM39 179H38V180H39ZM106 179H108V178H106ZM112 179H113V178H111L110 180H112ZM158 179H159V178H158ZM169 179H170V177H169ZM169 179H168V181H169ZM187 179H188V178H187ZM234 179H235V178H234ZM241 179H242V178H241ZM259 179H260V178H259ZM34 180H35V179H34ZM38 180H37V181H38ZM142 180H143V179H142ZM142 180H141V181H142ZM159 180H160V179H159ZM245 180H246V179H245ZM250 180H251V179H250ZM40 181H41V179L39 180V182H40ZM71 181H69L68 183L70 184ZM112 181H113V180H112ZM164 181H165V180H164ZM188 181H189V180H188ZM190 181H191V180H190ZM190 181H189V182H190ZM242 181H243V180H242ZM31 182H32V181H31ZM41 182H42V181H41ZM105 182H106V180H105ZM138 182H139V181H138ZM149 182H151V181H149ZM152 182H153V180H152ZM195 182H196V180H195ZM206 182H207V181H206ZM218 182H219V181H218ZM218 182H217V183H218ZM256 182H257V181H256ZM256 182H255V183H256ZM22 183H23V182H22ZM112 183H113V182H112ZM140 183H141V182H140ZM142 183H143V184H142ZM142 183H141V184H142V187H143V185H144L145 183H144V182H142ZM172 183H173V182H172ZM172 183L170 182V184H172ZM220 183H221V182H220ZM227 183H228V182H227ZM230 183H231V181H230ZM253 183H254V181H253ZM40 184H41V183H40ZM146 184H147V181H146ZM146 184H145V185H146ZM148 184H149V183H148ZM205 184H206V183H205ZM262 184H263V183H262ZM23 185H24V184H23ZM86 185H87V184H86ZM153 185H154V184H153ZM153 185H152V186H153ZM161 185H163V184H161ZM161 185H159V187H161ZM164 185H165V184H164ZM164 185L162 186V188L164 187ZM190 185H191V184H189V186H190ZM207 185H208V183L206 184V186L204 185L205 188L207 187ZM233 185L235 186L236 184H233ZM259 185H260V184H259ZM75 186H76V185H75ZM83 186H84V185H83ZM83 186L81 185L80 188H82ZM176 186H177V185H176ZM191 186H192V185H191ZM191 186H190V187H191ZM209 186H211V185H209ZM209 186H208V187H209ZM41 187H42V186H41ZM84 187H85V186H84ZM138 187H139V186H138ZM142 187H141V188H142ZM153 187H154V190H155V189H156L155 185H154ZM159 187H158V188H159ZM215 187H216V186H215ZM244 187H246V186L244 185ZM144 188H145V186H144ZM213 188H214V187H213ZM240 188H242V187H240ZM260 188H261V187H260ZM202 189H203V188H202ZM236 189H237V188H236ZM245 189H246V188H245ZM261 189H262V188H261ZM42 190H43V187H42ZM151 190H152V189H151ZM195 190H196V189H195ZM206 190H207V189H206ZM206 190L204 191V193L206 192ZM222 190H223V189H222ZM222 190H221V191H222ZM239 190H241V189H239ZM242 190H243V189H242ZM247 190H248V189H247ZM44 191H45V190H44ZM250 191H251V190H250ZM1 192H2V191H1ZM8 192H10V191H8ZM26 192H27V191H26ZM148 192H149V190H148ZM239 192H240V191H239ZM42 193H43V192H42ZM45 193H46V191H45ZM240 193H241V192H240ZM244 193H245V192H244ZM247 193H248V191H247ZM219 194H220V193H219ZM221 194H223V193H221ZM221 194H220V195H221ZM229 194H232V193H228V195H229ZM252 194H253V193H252ZM0 195H1V194H0ZM53 195H54V194H53ZM195 195H196V194H195ZM242 195H243V194H242ZM247 195H248V194H247ZM24 196H25V195H24ZM43 196H44V195H43ZM204 196H205V195H204ZM215 196H216V195H215ZM221 196H222V195H221ZM233 196H234V195H233ZM240 196H241V195H240ZM54 197H56V196L54 195ZM162 197H163V196H162ZM192 197H193V196H192ZM199 197H200V196H199ZM236 197H237V196H236ZM236 197H235V198H236ZM238 197H239V196H238ZM18 198H19V197H18ZM48 198H49V199H48ZM48 198H47L48 200L51 199L50 197H48ZM168 198H169V197H168ZM179 198H180V197H179ZM194 198H195V197H194ZM200 198H201V197H200ZM206 198H207V197H206ZM210 198H211V197H210ZM228 198H229V196H228ZM231 198L233 199V197H231ZM243 198H244V197H243ZM22 199H23V198H22ZM45 199H46V197H45ZM188 199H189V198H188ZM239 199H240V198H239ZM23 200H24V199H23ZM175 200H177V199H175ZM200 200H201V199H200ZM205 200H206V199H205ZM216 200H217V198H216ZM7 201H10V200H7ZM21 201H22V200H21ZM52 201H55V200H52ZM52 201H51V202H52ZM61 201H62V200H61ZM166 201H167V200H166ZM172 201H173V200H172ZM212 201H213V200H212ZM239 201H240V200H239ZM4 202H5V201H4ZM19 202H20V201H19ZM49 202H50V201H49ZM178 202H180V199H179ZM183 202H185V201H183ZM188 202H189V201H188ZM208 202H210V201H208ZM240 202H241V201H240ZM240 202H239V203H240ZM14 203H15V202H14ZM62 203H65V201H63ZM210 203H211V202H210ZM232 203H233V202H232ZM237 203H238V201H237ZM243 203H244V202H243ZM248 203H249V202H248ZM10 204H11V203H10ZM58 204H59V203H58ZM60 204H61V203H60ZM67 204H68V203H67ZM177 204H178V203H177ZM189 204H191V203L189 202ZM212 204H213V203H212ZM0 205H1V204H0ZM2 205H3V204H2ZM43 205H44V201H43ZM61 205H62V204H61ZM70 205L72 206L71 203H70ZM166 205H167V203H166ZM226 205H228V204H226ZM245 205H246V204H245ZM21 206H22V205H21ZM82 206H83V205H81V206H74V209L76 210L75 212H77V214L81 215L82 217H85V219H86L87 212H86L85 209H84V208H86V207H84L85 205H84L83 207H82ZM172 206H173V205H172ZM176 206H177V205H176ZM207 206H209L208 203H207ZM215 206H216V205H215ZM217 206H218V205H217ZM248 206H249V205H248ZM68 207H69V206H68ZM170 207H171V205H170ZM219 207H220V206H219ZM222 207H223V206H222ZM230 207H231V206H230ZM230 207H229V208H230ZM237 207H238V206H237ZM251 207H252V206H251ZM19 208H20V207H19ZM47 208H48V207H47ZM193 208H194V207H193ZM195 208H196V207H195ZM210 208H211V207H210ZM227 208H228V207H227ZM235 208H236V207H235ZM235 208H234V209H235ZM257 208H258V207H257ZM21 209H22V208H21ZM86 209H87V208H86ZM158 209H159V208H158ZM196 209H197V208H196ZM218 209H219V208H218ZM251 209H252V208H251ZM13 210H14V209H13ZM160 210H161V209H160ZM187 210H188V209H187ZM216 210H217V209H216ZM216 210H215V211H216ZM237 210H238V209H237ZM248 210H249V209H248ZM254 210H255V209H254ZM263 210H264V209H263ZM11 211H12V210H11ZM168 211H169V210H168ZM173 211H174V210H173ZM189 211H190V210H189ZM219 211H220V210H219ZM257 211H258V210H257ZM257 211H256L254 214H256ZM17 212H18V210H17ZM182 212H183V211H182ZM182 212H181V213H182ZM184 212H185V211H184ZM212 212H213V211H212ZM246 212H247V211H246ZM11 213H12V212H11ZM262 213H263V212H262ZM93 214H94V213H93ZM182 214H183V213H182ZM90 215H91V214H90ZM183 215H184V214H183ZM212 215H213V214H212ZM260 215H261V214H260ZM262 215H263V214H262ZM13 216H14V215H13ZM173 216H174V215H173ZM200 216H201V215H200ZM244 216H245V215H244ZM176 217H177V216H176ZM184 217H186V216H184ZM250 217H251V216H250ZM254 217H255V216H254ZM257 217H258V216H257ZM172 218H173V217H172ZM192 218H193V217H192ZM199 218H200V217H199ZM222 218H223V217H222ZM252 218H253V217H252ZM258 218H259V217H258ZM258 218H257L256 220H258ZM82 219H83V218H82ZM203 219H204V218H203ZM226 219H227V218H226ZM239 219H241V218L239 217ZM9 220H10V219H9ZM83 220H84V219H83ZM216 220H217V219H216ZM244 220H245V219H244ZM259 220H260V219H259ZM262 220H263V219H262ZM13 221H14V220H13ZM87 221H88V220H87ZM174 221H175V220H174ZM197 221H198V220H197ZM214 221H215V220H214ZM222 221H223V220H222ZM236 221H237V220H236ZM236 221H235V222H236ZM238 221H239V220H238ZM260 221H261V220H260ZM260 221H259V222H260ZM136 222H137V221H136ZM194 222H195V221H194ZM210 222H211V221H210ZM243 222H244V221H243ZM261 222H262V221H261ZM10 223H11V222H10ZM94 223H95V222H94ZM96 223H97V222H96ZM100 223H101V222H99V224H100ZM109 223H110V222H109ZM176 223H177V222H176ZM257 223H258V222H257ZM82 224H83V223H82ZM86 224H87V223H86ZM102 224H103V222H102ZM105 224H106V223H105ZM131 224H132V223H131ZM194 224H195V223H194ZM221 224H222V223H221ZM221 224H220V226H221ZM241 224H242V223H241ZM246 224H248V223H246ZM93 225H94V224H93ZM141 225H142V224H141ZM253 225H254V224H253ZM257 225H258V224H257ZM6 226H7V225H6ZM84 226H85V225H84ZM129 226H130V225H129ZM129 226H128V227H129ZM217 226H218V225H217ZM226 226H227V225H226ZM238 226H239V225H238ZM250 226H251V225H250ZM12 227H13V226H12ZM110 227H111V225H110ZM118 227H119V226H118ZM125 227H126V226H125ZM128 227H127V228H128ZM131 227H132V225H131ZM184 227H186V226H184ZM223 227H224V225H223ZM227 227H229V226H227ZM239 227H240V226H239ZM256 227H257V226H256ZM262 227H263V226H262ZM7 228H8V227H7ZM101 228H102V227H101ZM103 228H104V227H103ZM113 228H114V227H113ZM116 228H117V227H115V229H116ZM142 228H143V227H142ZM232 228H233V227H232ZM253 228H254V227H253ZM184 229H185V228H184ZM228 229H229V228H228ZM66 230H70V232H71V228H70V229H66ZM73 230H74V229H73ZM73 230H72V231H73ZM213 230H214V229H213ZM217 230H218V229H217ZM217 230H216V231H217ZM251 230H252V229H251ZM141 231H142V233H143V230H141ZM237 231H238V230H237ZM245 231H247V230H245ZM245 231H244V232H245ZM249 231H250V230H249ZM249 231H248V233H249ZM259 231H260V230H258V232H259ZM67 232H68V231H67ZM85 232H86V231H85ZM116 232H117V230H116ZM116 232H115V233H116ZM123 232H124V231H123ZM131 232H132V231H131ZM135 232H136V227H135ZM137 232H138V231H137ZM213 232H214V231H212V233H213ZM239 232H240V230H239ZM103 233H104V232H103ZM139 233H140V232H139ZM142 233H141V234H142ZM144 233H145V232H144ZM144 233H143V234H144ZM245 233H246V232H245ZM252 233H253V232H252ZM255 233H256V232H255ZM71 234H72V235H70V237H69V242H68L69 245H68V246H69V247H72V248H74V249H81V248L85 245L84 242L79 238V237H81V236L77 237L76 234H74V233H72V232H71ZM86 234H87V233H86ZM128 234H130V233L128 232ZM141 234H140V236H138V235L135 233V235H137L138 237H141ZM146 234H147V233H145V235H146ZM214 234H215V233H214ZM222 234H223V233H222ZM225 234H226V232H225ZM11 235H12V233H11ZM79 235H80V234H79ZM113 235H114V234H113ZM116 235L118 236V234H116ZM133 235H134V234H133ZM145 235H144V237H145ZM239 235H240V234H239ZM242 235H243V234H242ZM110 236H111V234H110ZM117 236H116L115 240L117 239ZM119 236H120V235H119ZM123 236H124V235H123ZM123 236H121V237H123ZM147 236H149V235H147ZM222 236H223V235H222ZM230 236H231V235H230ZM0 237H1V236H0ZM22 237H23V236H22ZM67 237H68V236H67ZM124 237H126V236H124ZM144 237H143V238H144ZM237 237H238V236H237ZM237 237H236V238H237ZM24 238H25V237H24ZM99 238H100V237H99ZM119 238H120V237H119ZM126 238H127V237H126ZM132 238H134V237L132 236ZM141 238H142V237H141ZM141 238H140V239H141ZM143 238H142L141 240H143ZM148 238H149V237H148ZM228 238H229V237H228ZM233 238H234V237H233ZM134 239H135V238H134ZM134 239H133V241H134ZM145 239H146V238H145ZM215 239H216V238H215ZM226 239H227V238H226ZM26 240H27V239H26ZM67 240H68V238H67ZM120 240H121V239H120ZM136 240H137V239H136ZM155 240H156V239H155ZM245 240H246V239H245ZM103 241H104V240H103ZM103 241H101V242H103ZM108 241H109V240H107V244H108ZM121 241H124V240H121ZM145 241H146V240H145ZM234 241H236V240H234ZM16 242H17V241H16ZM16 242H15V243H16ZM99 242H100V241H99ZM147 242H148V239H147ZM222 242H223V239H222ZM240 242H242V241H240ZM249 242H250V241H249ZM17 243H18V242H17ZM125 243H126V241H125ZM125 243H123V244H125ZM128 243H129V241H128ZM132 243H134V242H132ZM132 243H131V244H132ZM138 243H139V242H138ZM66 244H67V243H66ZM111 244H112V243H111ZM111 244H110V245H111ZM123 244L121 243L122 246H123ZM140 244H141V243H140ZM147 244H150V243H147ZM152 244H156V243H152ZM215 244H216V243H215ZM217 244H218V243H217ZM221 244H222V243H221ZM231 244H232V243H231ZM18 245H19V244H18ZM26 245H27V243H26ZM115 245H116V243H115ZM118 245H119V244H118ZM125 245H127V244H125ZM203 245H205V244H203ZM225 245H226V244H225ZM238 245H239V244H238ZM243 245H244V244H243ZM250 245H251V244H250ZM252 245H253V244H252ZM12 246H15V245H12ZM24 246H25V245H24ZM144 246H146V245H144ZM248 246H249V244H248ZM263 246H264V245H263ZM0 247H1V246H0ZM15 247H16V246H15ZM26 247H27V246H26ZM66 247H67V246H66ZM113 247H114V245H113ZM130 247H131V246H130ZM133 247H135V246H132V248H133ZM139 247H140V246H139ZM142 247H143V246H142ZM142 247H141V248H142ZM238 247H239V246H238ZM10 248H11V247H10ZM10 248H9V250H10ZM122 248H123V247H122ZM135 248H136V247H135ZM204 248H205V247H204ZM204 248H202V249H204ZM7 249H8V248H7ZM115 249H116V248H115ZM139 249H140V248H139ZM142 249H143V248H142ZM144 249H145V248H144ZM206 249H207V248H206ZM215 249H216V248H215ZM233 249H234V247H233ZM239 249H241V248H239ZM116 250H117V249H116ZM132 250H134V249H132ZM194 250H197V248L194 249ZM211 250H212V249H211ZM229 250H230V249H229ZM11 251H13V250H11ZM16 251H17V250H16ZM118 251H119V249H118ZM205 251H206V250H205ZM208 251H209V250H208ZM213 251H214V250H213ZM237 251H238V250H237ZM239 251H240V250H239ZM25 252H26V251H25ZM101 252H102V251H101ZM201 252H202V250H201ZM201 252H200V250H199V253H201ZM209 252H210V251H209ZM214 252H215V251H214ZM243 252H244V251H243ZM258 252H259V251H258ZM13 253H14V252H13ZM78 253H79V252H78ZM221 253H222V252H221ZM107 254H108V253H107ZM174 254H175V253H174ZM203 254H204V251H203ZM211 254H212V253H211ZM225 254H226V252H225ZM244 254H245V253H244ZM246 254H247V253H246ZM35 255H36V254H35ZM176 255H177V254H176ZM214 255H215V254H214ZM214 255L212 254V257H213ZM236 255H237V254H236ZM6 256H7V255H6ZM99 256H100V255H99ZM237 256H238V255H237ZM241 256H242V253H241ZM244 256H246V255H244ZM37 257H38V256H37ZM221 257H222V255H221ZM227 257H228V256H227ZM242 257H243V256H242ZM249 257H250V259H252L251 256H249ZM13 258H14V257H13ZM25 258H27L26 261H29L30 263H32V260H33V256H32V254L27 253V255H26ZM25 258H24V260H25ZM34 258H35V257H34ZM156 258H157V257H156ZM234 258H235V257H234ZM258 258H260V257H258ZM5 259H6V258H5ZM19 259H20V258H19ZM164 259H165V258H164ZM172 259H173V258H172ZM197 259H198V258H197ZM204 259H205V258H203V261H204ZM210 259H211V257H210ZM221 259H223V258H221ZM224 259H225V258H224ZM224 259H223V260H224ZM226 259H227V258H226ZM226 259H225V260H226ZM11 260H13V259H11ZM21 260H22V259H21ZM103 260H104V258H103ZM198 260H199V259H198ZM207 260H208V259H207ZM215 260H216V259H215ZM195 261H196V260H195ZM216 261H217V260H216ZM220 261H222V260H220ZM233 261H234V260H233ZM34 262H35V261H34ZM43 262H44V261H43ZM160 262H161V261H160ZM166 262H167V261H166ZM204 262H205V261H204ZM211 262H212V261H211ZM211 262H210V263H211ZM3 263H4V262H3ZM13 263H14V261H13ZM22 263H23V261H22ZM46 263H47V262H46ZM161 263H162V262H161ZM164 263H165V262H164ZM196 263H197V262H196ZM198 263L200 264V261H199ZM205 263H206V262H205ZM214 263H216V262H214ZM217 263H218V262H217ZM231 263H233V262H231ZM249 263H251V262H249ZM159 264H160V263H159ZM206 264H207V263H206Z\"/></svg>",
  "mask_w": 264,
  "mask_h": 264
}]
</instances>
